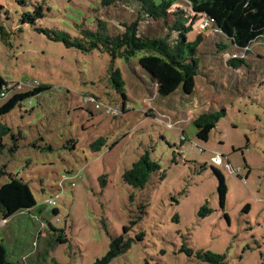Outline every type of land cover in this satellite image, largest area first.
<instances>
[{"label":"rangeland","instance_id":"rangeland-1","mask_svg":"<svg viewBox=\"0 0 264 264\" xmlns=\"http://www.w3.org/2000/svg\"><path fill=\"white\" fill-rule=\"evenodd\" d=\"M24 1L0 0V25L7 32L0 36V76L11 84L24 83L26 90L33 82L54 88L0 117V124L23 136L14 157L7 149L2 152L0 168L7 165L8 174L26 182L30 191L8 188L4 198L24 206L38 203L9 222L0 215V242L9 262L27 264L45 251L49 264H56L54 259L95 264L109 253L112 240L122 237L133 240L131 247L110 264H208L180 253L184 243L225 256V264H264V38L248 49L229 46L218 52L216 45L229 44L227 39L205 19L197 21L190 36H202L200 68L190 93L182 86L172 94L159 92L158 81L139 64L141 55L120 61L129 111L114 119L83 103L92 93L122 106L121 96H107L114 95L108 59L66 48L21 20L45 1L46 17L36 27L75 34L83 24L96 31L99 18L133 21L131 9H106L102 0ZM147 28L157 32L159 24ZM232 58L246 64L233 69L227 64ZM204 113L221 116L208 142L197 138L193 123ZM101 137L107 146L94 152L91 145ZM4 144H13L9 136ZM147 151L161 170L144 189H135L122 176ZM212 168L225 176L224 210ZM8 181V175L0 179V189ZM202 207L213 213L201 217ZM54 208L59 214H53ZM48 222L65 230L61 235L69 243H55Z\"/></svg>","mask_w":264,"mask_h":264},{"label":"trees","instance_id":"trees-1","mask_svg":"<svg viewBox=\"0 0 264 264\" xmlns=\"http://www.w3.org/2000/svg\"><path fill=\"white\" fill-rule=\"evenodd\" d=\"M22 3L24 4L25 1L22 0ZM185 5L191 9V13L184 7ZM102 6L106 9L111 6L129 8L134 20L115 24L108 18H99L96 20V31L90 30L83 24L79 26L75 34L43 27L37 28L38 22L46 17L45 1H43L42 4L34 6L31 12L24 14L21 22L33 27L40 34L48 36L50 40L63 43L66 48L76 49L85 55L100 54L108 59L106 72L109 88L114 95L107 96L113 100L116 95L121 96L123 98L122 106L116 103H104L92 93L83 97V103L92 105L93 110L102 111L114 119L129 111L126 83L118 67L120 61L129 63L141 55L139 64L147 73L151 74L153 80L158 81L159 92L172 94L182 86L186 93H190L200 68L198 51L202 43V36L198 35L194 40H191L190 36L195 30L194 25L197 21L202 18L205 19L207 27L213 28L224 39H227L229 44L222 42L216 45L218 52H225L229 46L248 49L253 42L264 38V0H102ZM153 22L159 24L157 32L147 30V26ZM3 35L7 36V32L5 27L0 25V36ZM227 64L233 69H240L246 63L243 59L232 58ZM30 85L32 86L26 90L27 87L24 83L11 84L0 76V100L4 101L0 106V117L11 114L25 101L39 97L44 92H49L54 88V85L51 84L33 82ZM67 92L71 94V91L67 90ZM96 105L100 106L99 109L96 108ZM220 117L219 113H204L194 119L197 138L200 141H209L210 134L216 128ZM8 136L13 144L7 147L4 144V138ZM183 137L182 142L186 140V137ZM22 139L23 136L20 132L18 134L13 133L9 125L0 124V156L7 149L10 156L14 157L21 146ZM118 143V141L115 142L111 148ZM33 146L41 150L40 146L36 144ZM106 146V139L101 137L92 143L91 148L94 152H99ZM47 149L53 151L52 146H47ZM7 168V165L0 168V179L6 175L9 176L7 185L0 189V215L3 220L9 222L12 216L31 211L30 209L36 207L38 203L32 200L24 206L19 204L18 199L11 201L4 198V192L8 188H24L30 194L28 184L18 176L8 174ZM160 170L161 166L152 160L147 151L133 163L129 170L123 173L122 177L128 186L144 189L152 175ZM212 170L218 179L219 203L221 209L224 210L228 196L225 176L216 168H212ZM107 183L106 180L103 181L104 185ZM74 186L75 183H72V187ZM212 213L213 210L202 207L199 215L207 217ZM53 214H59V210L54 208ZM225 217L230 220L227 214ZM48 223L50 230L54 232L55 243L61 245L69 243L67 236L61 235L65 230H58L52 226L51 222ZM124 232H128L127 227L124 228ZM143 236L142 234L138 240L142 241ZM132 241V239L124 241L122 237L113 239L109 253L104 258L98 259L95 264H110L114 258L125 254L130 249ZM179 252L188 257H195L202 263H226L225 256L210 251H195L189 248L187 243L183 244ZM8 253L7 248L0 242V264H13L9 262ZM44 255L45 251L40 252L36 257H30L32 258L30 263L26 262L27 264H49L51 259L47 261ZM52 261L58 264L55 259Z\"/></svg>","mask_w":264,"mask_h":264},{"label":"built area","instance_id":"built-area-1","mask_svg":"<svg viewBox=\"0 0 264 264\" xmlns=\"http://www.w3.org/2000/svg\"><path fill=\"white\" fill-rule=\"evenodd\" d=\"M202 24H204V23H202ZM205 26H206V24H204V25H201V28H205ZM99 105H96V108L97 109H99ZM115 112H117V110H115ZM49 203L51 204V205H53V206H56V200L55 199H50V201H49Z\"/></svg>","mask_w":264,"mask_h":264}]
</instances>
